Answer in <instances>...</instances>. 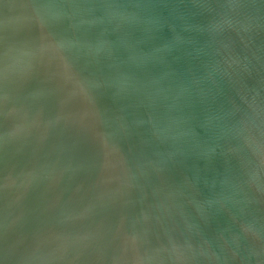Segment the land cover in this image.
<instances>
[{"label": "water", "instance_id": "1", "mask_svg": "<svg viewBox=\"0 0 264 264\" xmlns=\"http://www.w3.org/2000/svg\"><path fill=\"white\" fill-rule=\"evenodd\" d=\"M0 264H264V0H0Z\"/></svg>", "mask_w": 264, "mask_h": 264}]
</instances>
